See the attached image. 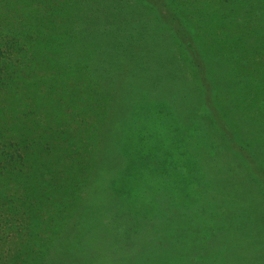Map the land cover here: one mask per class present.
Here are the masks:
<instances>
[{
    "label": "rangeland",
    "instance_id": "374dc122",
    "mask_svg": "<svg viewBox=\"0 0 264 264\" xmlns=\"http://www.w3.org/2000/svg\"><path fill=\"white\" fill-rule=\"evenodd\" d=\"M67 1L0 0V264H264V0Z\"/></svg>",
    "mask_w": 264,
    "mask_h": 264
},
{
    "label": "trees",
    "instance_id": "16d2710c",
    "mask_svg": "<svg viewBox=\"0 0 264 264\" xmlns=\"http://www.w3.org/2000/svg\"><path fill=\"white\" fill-rule=\"evenodd\" d=\"M69 4L72 2V0H69L67 1ZM73 8V7H72ZM72 8L68 9L67 12L68 13H71V14H74V8L72 10ZM52 19L49 18L48 19V22L51 21ZM45 25V24H44ZM51 27H53V30L56 31V37L59 36L60 32H61V29L63 28L64 23L62 24H59L58 27H55V25H53V23L51 22L50 23ZM5 26L7 27L8 25L5 24ZM42 29V27L40 28ZM8 32H10L11 30H9V28L7 27L6 29ZM52 33V32H51ZM50 33V34H51ZM44 34L42 31H39V35L40 36H43L41 37L40 39H38L37 41V45L41 46V45H44V47L46 48H50L51 46L53 47H56L55 45H52L49 41H48V38L49 37H44ZM19 35V34H17ZM17 35L15 33H13L11 35V38H8L5 40V42L3 43V45H7L8 48L7 50L6 49H2L0 48V74H3V72H5L4 70H9L11 68H14V63H17L18 65L22 62V61H26L27 58L24 57V55H21L19 56L21 58V60H18V59H15L14 57H12V52L11 50L13 49L14 46H18L20 43L17 41L18 38H17ZM62 37V36H60ZM53 41H56L55 38L53 39ZM13 44V45H12ZM20 46V45H19ZM1 47V46H0ZM52 48V47H51ZM23 48H19V49H16L15 52L17 51H21ZM23 51V50H22ZM56 51H59L61 53L60 50H56ZM9 52V53H8ZM20 61V62H19ZM61 62L62 63H65V64H68L69 65V68H70V72L72 73H75V70L77 71V69L75 68L74 69V64L72 62H67L63 59H61ZM52 64V63H51ZM16 68V67H15ZM22 70V69H21ZM27 70V69H26ZM58 70L61 71V68L59 67ZM5 77L3 79H7V80H10V81H15V77H14V72H5ZM51 76V75H50ZM5 81V80H4ZM27 83V81L25 82V84ZM17 85V83H16ZM19 86V85H18ZM20 87V86H19ZM22 88V86H21ZM21 143L19 142H13V141H10V139H6L3 135H2V131L0 129V158H2L6 153V151L8 149H13V153H11V155L9 156V158L3 160V159H0V161H4L5 164L3 162H0V185H3V182L4 180L5 181H8V180H11L13 179L14 183L13 184H16L18 183L19 181V177L16 176V174H18L19 172V167H20V162L22 160V157H21V150L19 148V145ZM8 170L12 173L11 175V178H6V174L4 172V170ZM181 251V249H180ZM182 252V251H181Z\"/></svg>",
    "mask_w": 264,
    "mask_h": 264
}]
</instances>
